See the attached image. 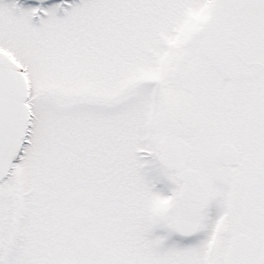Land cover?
<instances>
[{
	"label": "snow or ice",
	"instance_id": "1",
	"mask_svg": "<svg viewBox=\"0 0 264 264\" xmlns=\"http://www.w3.org/2000/svg\"><path fill=\"white\" fill-rule=\"evenodd\" d=\"M0 264H264V0H0Z\"/></svg>",
	"mask_w": 264,
	"mask_h": 264
}]
</instances>
